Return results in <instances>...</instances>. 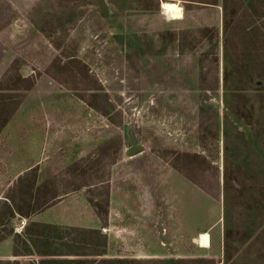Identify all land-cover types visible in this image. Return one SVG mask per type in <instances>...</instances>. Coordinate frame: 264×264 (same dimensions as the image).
Returning <instances> with one entry per match:
<instances>
[{"label": "rangeland", "instance_id": "rangeland-1", "mask_svg": "<svg viewBox=\"0 0 264 264\" xmlns=\"http://www.w3.org/2000/svg\"><path fill=\"white\" fill-rule=\"evenodd\" d=\"M223 3L0 0V261L264 264V0Z\"/></svg>", "mask_w": 264, "mask_h": 264}, {"label": "trees", "instance_id": "trees-1", "mask_svg": "<svg viewBox=\"0 0 264 264\" xmlns=\"http://www.w3.org/2000/svg\"><path fill=\"white\" fill-rule=\"evenodd\" d=\"M223 12H224V21L226 20V16L227 15V8H228V0H223ZM93 97H97L98 93H92ZM204 109L202 108V115L204 114ZM183 156H188L189 159H193L195 156L193 155H183ZM189 163L188 166L189 167ZM177 169L179 171H182L186 174V176H188V178H190L194 183H196L198 186H200L202 189H205L203 186H201V184L199 182H197L192 176L188 175L187 171H185L184 169L177 167ZM187 170V169H186ZM23 182L20 180L17 183L16 189L17 192L15 193L14 196H12L11 198L8 199V207L9 210L12 212V214L15 213H20L21 215H24L26 217H28L30 215V211L27 210L25 211L26 208H28L30 206V201H31V195L29 196L28 193L27 195L25 194L24 191V186L22 184ZM28 196V197H27ZM57 197V196H56ZM54 195L48 199H46L45 201H43V203L40 204V206H42L41 208L47 207L49 206L52 201H54V199L56 198ZM19 255V254H16ZM56 255V254H54ZM57 256V255H56ZM96 259L93 260H88V259H60V258H44L40 260V264H92L93 262H96V264H132L135 263L133 261H127L125 259H102L99 261H94ZM177 263L179 264H183V263H196V264H201V263H205V264H214V262L212 260H192V261H185V260H179L177 261ZM0 264H20L17 260L16 261H0Z\"/></svg>", "mask_w": 264, "mask_h": 264}, {"label": "bare ground", "instance_id": "bare-ground-1", "mask_svg": "<svg viewBox=\"0 0 264 264\" xmlns=\"http://www.w3.org/2000/svg\"><path fill=\"white\" fill-rule=\"evenodd\" d=\"M162 9L164 14H175L177 12V4L166 1L162 3ZM197 240L202 247H209L211 245L210 236L206 232L201 233Z\"/></svg>", "mask_w": 264, "mask_h": 264}, {"label": "water", "instance_id": "water-1", "mask_svg": "<svg viewBox=\"0 0 264 264\" xmlns=\"http://www.w3.org/2000/svg\"><path fill=\"white\" fill-rule=\"evenodd\" d=\"M141 151H142V146L133 141L131 147L126 150V154L128 156H132Z\"/></svg>", "mask_w": 264, "mask_h": 264}]
</instances>
